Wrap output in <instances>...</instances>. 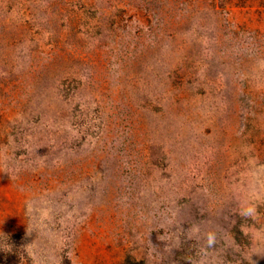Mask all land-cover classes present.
I'll return each instance as SVG.
<instances>
[{"label":"rangeland","instance_id":"374dc122","mask_svg":"<svg viewBox=\"0 0 264 264\" xmlns=\"http://www.w3.org/2000/svg\"><path fill=\"white\" fill-rule=\"evenodd\" d=\"M0 264H264V0H0Z\"/></svg>","mask_w":264,"mask_h":264},{"label":"clouds","instance_id":"9594fccd","mask_svg":"<svg viewBox=\"0 0 264 264\" xmlns=\"http://www.w3.org/2000/svg\"><path fill=\"white\" fill-rule=\"evenodd\" d=\"M254 209L249 207L245 210L244 215H251L253 213ZM215 242V237L212 234H209L207 243L209 246H211Z\"/></svg>","mask_w":264,"mask_h":264}]
</instances>
